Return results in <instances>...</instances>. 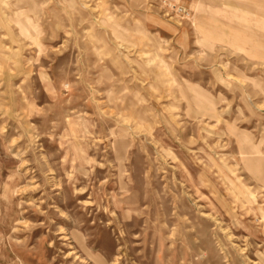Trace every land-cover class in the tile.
<instances>
[{
    "label": "rangeland",
    "instance_id": "1",
    "mask_svg": "<svg viewBox=\"0 0 264 264\" xmlns=\"http://www.w3.org/2000/svg\"><path fill=\"white\" fill-rule=\"evenodd\" d=\"M0 264H264V0H0Z\"/></svg>",
    "mask_w": 264,
    "mask_h": 264
},
{
    "label": "built area",
    "instance_id": "2",
    "mask_svg": "<svg viewBox=\"0 0 264 264\" xmlns=\"http://www.w3.org/2000/svg\"><path fill=\"white\" fill-rule=\"evenodd\" d=\"M168 6H169V7H173V6H170L169 4H168ZM178 10L180 11L181 9H178Z\"/></svg>",
    "mask_w": 264,
    "mask_h": 264
}]
</instances>
